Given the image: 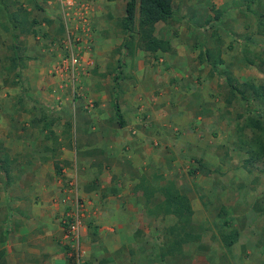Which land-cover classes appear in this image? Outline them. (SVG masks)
<instances>
[{
	"label": "rangeland",
	"instance_id": "obj_1",
	"mask_svg": "<svg viewBox=\"0 0 264 264\" xmlns=\"http://www.w3.org/2000/svg\"><path fill=\"white\" fill-rule=\"evenodd\" d=\"M94 1L71 0L68 4L67 0H0V125L3 128L7 122V135L10 137H14V128L25 131L24 142L37 137L34 130L33 134L29 133L30 128L39 127L48 131L39 142V150L43 153L45 146H52L48 144L51 140L49 129L55 133V129L62 126L63 122L73 121L69 116L73 106L63 108L57 99L54 105L37 99L33 84H28L26 76V66L30 61L45 63L43 79L46 80L43 81L48 85L58 84L57 88L64 90L65 96L68 94L71 98H81V107L91 112L96 103L88 100L85 92H81L78 79L72 80L68 73L60 72L62 60L68 58L71 52L80 63L77 75L80 82L84 76H87L88 82L95 78L106 80L107 75L99 71L101 63L113 70V73L119 74L125 72L127 64L133 66L134 62H138L141 68L159 71L158 79H163L159 81L161 89H166L165 86H170L173 90L176 88L174 93L181 96H178L179 101L176 99V102L182 106L192 103L188 97L193 90L192 81L194 83L198 79L194 75L197 72H194L195 65L211 56L214 64L211 66L205 61L202 72H199V78L203 79L197 82L204 80L208 83L206 95L211 99L212 105L208 109L214 124L218 119V126L215 124L213 128H208L207 137L202 134L206 142L205 147H201L194 140L187 141L185 132L180 131L182 128L173 132L179 121L170 123L165 127V132L174 136L166 134L170 140L164 141V154H174L176 165L173 166L174 162L170 161L172 166L165 167L168 166L165 163L159 168L162 174L176 176L181 188L189 193L194 207L191 230L202 233L201 242L186 243L182 253L166 256L161 260L162 248L166 247L168 241L167 224L170 220L174 222L173 217H165L161 220L165 222H157L156 225L160 224L159 228L151 225L147 236L136 235L133 241L136 245L131 250L133 256L137 255L139 259L133 258L132 264H264V155L249 159V154L240 149L241 138L250 139L254 136L249 127L241 128L245 117L249 115L247 102L239 96L233 97L230 103L225 102L228 94L230 95L228 81L231 77L237 82L250 81L259 88L264 85V0H172V16L166 21L158 22L154 31L158 38L168 40L169 48L156 52L147 51L138 43L137 37L131 40V51L122 46L128 36L118 24L125 16L127 0H111L109 4L102 0L93 5ZM20 8L26 11L19 16L23 22L20 24L8 20L6 14L18 12ZM67 8L73 11L67 13ZM94 8L96 11L101 9L97 16L98 25L92 21ZM88 10L91 13H87ZM104 10L111 13L109 18L102 16ZM84 19L87 23L83 25L81 21ZM4 24L9 30L3 28ZM10 31L17 32L19 49L29 57L22 69L20 83L14 78L10 80V75L3 73V66L10 63L7 57L13 56L14 52ZM21 35L25 38V44L20 43ZM26 49L31 50L30 55L26 54ZM180 57L184 61H180L181 65L177 68ZM123 77L124 74L121 75L122 79ZM164 91L166 95L163 98L167 99V89ZM117 92V89L111 92L113 97L110 104L113 108L114 94ZM253 106L259 107L257 109L264 124V99L254 100ZM149 107L151 109V106H145V111ZM164 107L162 112L171 111L167 104ZM42 116L52 117V126L45 128ZM174 119L177 117L173 116L172 120ZM2 136H5L4 133ZM170 144H173L172 151L168 148ZM26 145L29 146L30 143ZM25 151L29 153V148L26 147ZM121 152V163L126 167L132 150ZM0 156H6L10 161L6 154ZM147 168L148 175L152 176L155 169L152 165ZM139 169V172H143V168ZM70 188L73 192L77 188L75 193L83 199L78 184L72 182ZM69 190L65 193L69 196V203L63 221L67 213L74 209V193L71 194ZM221 206L228 211L227 217L232 218V227L240 233L231 248L222 243L216 226L221 224V219L217 216ZM87 210L81 218L79 237L74 241L84 250V254L75 264H83L86 255L82 229L89 217ZM145 239L147 241L144 243Z\"/></svg>",
	"mask_w": 264,
	"mask_h": 264
},
{
	"label": "crops",
	"instance_id": "obj_2",
	"mask_svg": "<svg viewBox=\"0 0 264 264\" xmlns=\"http://www.w3.org/2000/svg\"><path fill=\"white\" fill-rule=\"evenodd\" d=\"M67 1L69 4L71 0ZM94 2L93 5H96L102 0ZM110 2L111 0L105 1L107 4ZM68 11L73 10L67 8V13ZM100 12V8L98 11L94 8L92 12L95 25L99 24L97 16ZM106 12L104 10L102 16L109 18L111 13ZM87 13H91L90 10ZM20 43L25 44L23 35L20 36ZM30 53L31 50L26 49V54ZM180 61L184 60L180 57L177 68L181 65ZM205 61L195 65L194 72H197L193 74L198 79L194 83L192 81L193 90L188 97L192 103L183 106L176 102L181 97L174 93L176 88L173 90L170 86H165L168 98H163L166 89H161L159 81L163 79H158L159 71L152 72L134 62L133 66L127 64L124 67L125 72L119 73L120 78L116 82L114 77L117 73L101 63L99 71L107 75L106 80L95 78L94 81L90 79L89 83L87 76L81 82L79 78L77 80V84H81V92L86 93L82 94L96 103L91 112L81 107V98H71L68 94L65 96L64 90L57 88L58 84L48 85L43 81L46 80L43 79L45 63L30 61L26 66V76L28 84H33L37 99L50 105H54L57 99L63 108L73 106L69 113L73 121L63 122L62 126L55 129L58 138L55 155L47 150L43 153L39 150V142L48 131L39 127L30 128L29 133L33 134L34 130L37 137L24 142L25 131L14 128V137H10L7 135V122L3 128L0 125V155L6 154L11 162L8 177L0 172V264L79 262L80 258L77 260L70 255V242L64 236L63 216L69 203V196L65 193L69 189L71 194L75 193L70 188L72 182L78 184L83 196V215L88 209L89 216L82 229V241L86 249L83 264H132L133 258L138 260V256L134 257L131 250L136 245L133 242L136 235L147 236L151 225L159 228L160 224L156 225L157 222H165L161 220L169 218L156 209L163 199L161 194L155 193L146 205L142 184L148 185L147 182H150L152 185L155 183V186H162L166 181H173L191 200L176 176L162 174L159 169L165 163L168 165L165 167L172 166L170 161L174 162L173 166L176 165L174 154H164V141L170 140L166 134H171L165 132V127L179 121L173 132L182 128L180 131L185 132L187 141L194 140L198 146L205 147L206 139L202 138V134L206 136L207 129L213 128L218 122L216 119L214 124L208 109L212 106L211 99L206 95L208 83L204 80L197 82L203 79L199 78V72H202ZM116 66L117 62L114 64L115 69ZM115 89L118 90L114 95L123 116L122 125L110 104L113 97L111 92ZM74 102L77 104L74 105ZM165 104L171 110L169 113L162 112ZM145 106H151V109L149 107L145 111ZM173 116L177 119L172 120ZM3 133L5 136H2ZM27 143L30 145H26ZM48 144H53L52 140ZM26 147L29 148V153H25ZM172 147L173 144H170L168 148L172 151ZM127 149L132 150V156L129 157L126 168L121 163V151ZM171 158L173 159L170 160ZM54 161L59 166L58 171ZM148 165L155 169L152 176L147 173ZM140 167L143 172H139ZM171 223L170 220L167 227ZM146 241L147 239L144 243Z\"/></svg>",
	"mask_w": 264,
	"mask_h": 264
},
{
	"label": "trees",
	"instance_id": "obj_3",
	"mask_svg": "<svg viewBox=\"0 0 264 264\" xmlns=\"http://www.w3.org/2000/svg\"><path fill=\"white\" fill-rule=\"evenodd\" d=\"M21 13L25 14L26 11L20 8L18 12H14L10 15L8 13L6 15L9 18L8 20H13V22L17 21L21 24L23 22V20L19 18ZM172 14V0H127L125 4V16L118 24L128 36V38L125 39L126 41L122 43V46L127 47V49L131 51L133 48L131 40L137 37L138 43H141L147 51H166L169 48L168 40L158 38L154 31L155 25L158 22L166 21ZM3 28L9 30L8 26L5 24ZM11 35L13 39V45H11V47L14 52L12 53L13 56L9 55L7 57L10 63L3 66V73L7 74V76L10 75V80L14 78L17 83H20L22 69L26 66L29 57L25 56L19 49L17 32L12 31ZM206 61L210 63L211 66L215 62L211 56H207ZM118 76L119 74L114 77V81L118 82ZM228 85L230 87V95L228 94L225 102L230 103L232 98L237 96L247 102L249 115L245 117L244 125L241 126V128L249 127L254 134L250 139L246 137L240 139V149H244L249 154V159L258 158L264 155V124L257 109L259 107H254L253 102L254 100L264 99V85L259 88L250 81L237 82L233 77L228 81ZM114 98L113 105L115 116L118 118L119 124L122 125L123 116L117 102V97L115 96ZM250 113H254L255 115H251ZM41 118L45 128H49L54 123L52 117L47 118L42 116ZM49 137L53 142L52 147L47 145L44 149L55 155V147L58 143V138L52 129H49ZM10 163L11 162L6 156H0V172H4L7 177L9 176L8 168ZM54 166L58 171L59 166L56 161H54ZM142 185L141 188L146 198V205L148 204L147 202L153 198L155 193H159L162 195L163 199L156 206L158 213H163L174 219V222L166 229L168 241L166 247L162 248L160 255L161 260L166 256H175L182 253L183 246L186 243L201 242L202 233L193 232L191 230L194 218L191 200L177 187L175 182L166 181L162 186H155L152 184ZM227 214L228 211L226 208L221 206L217 213V216L221 219V224H216V226L218 227L219 237L222 243L227 248H231L238 240L240 233L235 227H232V218L227 217Z\"/></svg>",
	"mask_w": 264,
	"mask_h": 264
},
{
	"label": "built area",
	"instance_id": "obj_4",
	"mask_svg": "<svg viewBox=\"0 0 264 264\" xmlns=\"http://www.w3.org/2000/svg\"><path fill=\"white\" fill-rule=\"evenodd\" d=\"M84 24L87 23L86 19L84 21H81ZM78 30V29H77ZM62 68L60 69V72L65 71L68 73L72 80H77V75L79 73V60L77 56L73 54V52L70 53L69 57L65 60H62L61 62ZM85 71H83L84 73ZM76 192V190H75ZM74 209L71 210L70 213H67L66 220H65V228H64V236L65 239H68L70 242V247L72 250L73 257H75L77 260L84 254V250L79 248L77 243H74V241H77L79 237V231L81 227V218L83 217V201L81 198L77 195V193H74Z\"/></svg>",
	"mask_w": 264,
	"mask_h": 264
}]
</instances>
